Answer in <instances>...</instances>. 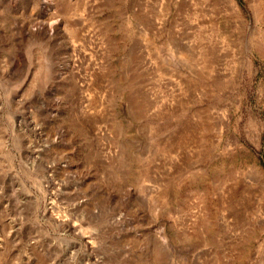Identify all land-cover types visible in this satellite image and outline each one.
I'll list each match as a JSON object with an SVG mask.
<instances>
[{
	"label": "rangeland",
	"instance_id": "1",
	"mask_svg": "<svg viewBox=\"0 0 264 264\" xmlns=\"http://www.w3.org/2000/svg\"><path fill=\"white\" fill-rule=\"evenodd\" d=\"M0 264H264V0H0Z\"/></svg>",
	"mask_w": 264,
	"mask_h": 264
}]
</instances>
